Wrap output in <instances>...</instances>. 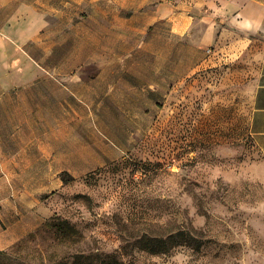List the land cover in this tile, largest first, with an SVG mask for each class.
<instances>
[{
  "label": "rangeland",
  "instance_id": "rangeland-1",
  "mask_svg": "<svg viewBox=\"0 0 264 264\" xmlns=\"http://www.w3.org/2000/svg\"><path fill=\"white\" fill-rule=\"evenodd\" d=\"M154 37L150 29L133 40ZM81 46L82 61L67 71L79 76L68 81L67 111L46 114L17 160L0 162V211H20L2 224L0 244L26 231L0 248V264L74 254L125 264H264V158L250 128L254 64L196 61L186 45L178 61L171 46ZM30 52L39 72L61 71L43 44ZM60 221L68 238L47 225ZM176 230L190 233L188 244L163 253L137 247L142 237Z\"/></svg>",
  "mask_w": 264,
  "mask_h": 264
},
{
  "label": "crops",
  "instance_id": "crops-1",
  "mask_svg": "<svg viewBox=\"0 0 264 264\" xmlns=\"http://www.w3.org/2000/svg\"><path fill=\"white\" fill-rule=\"evenodd\" d=\"M150 29L153 41L133 40ZM33 43L44 45L48 63L60 61V72L38 71ZM81 43L113 51L171 46L177 61L186 45L196 61L254 64L250 128L264 158V0H0L1 163L17 160L46 114L67 111L68 81L79 77L67 71L82 61ZM9 172L3 170L6 177ZM19 213L1 210L0 229ZM25 232L11 233L5 244Z\"/></svg>",
  "mask_w": 264,
  "mask_h": 264
},
{
  "label": "trees",
  "instance_id": "trees-1",
  "mask_svg": "<svg viewBox=\"0 0 264 264\" xmlns=\"http://www.w3.org/2000/svg\"><path fill=\"white\" fill-rule=\"evenodd\" d=\"M55 237L68 238L70 229L66 221L50 222L47 224ZM190 233L185 230H176L173 233H167L163 236L152 237L151 240H145L143 237L138 239L137 247L152 253H163L178 245L188 244ZM53 264H125L113 255H97L92 258L85 254H74L63 261Z\"/></svg>",
  "mask_w": 264,
  "mask_h": 264
}]
</instances>
